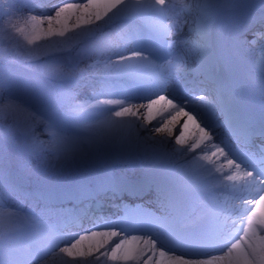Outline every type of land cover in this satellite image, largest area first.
<instances>
[{"label": "snow or ice", "instance_id": "obj_1", "mask_svg": "<svg viewBox=\"0 0 264 264\" xmlns=\"http://www.w3.org/2000/svg\"><path fill=\"white\" fill-rule=\"evenodd\" d=\"M257 7L0 0V264H264Z\"/></svg>", "mask_w": 264, "mask_h": 264}, {"label": "rangeland", "instance_id": "obj_2", "mask_svg": "<svg viewBox=\"0 0 264 264\" xmlns=\"http://www.w3.org/2000/svg\"><path fill=\"white\" fill-rule=\"evenodd\" d=\"M254 2L257 5H259V0H254ZM257 8H259V7H257ZM261 26H262L261 29L264 30V25H261ZM261 29L259 31H261ZM7 35L8 34L6 32L0 33V40H2V42H3V44H4L5 47H7V45H8ZM181 124H177V132H176L177 135L179 134V127H180ZM63 259L64 258H56V260L54 261V264H63Z\"/></svg>", "mask_w": 264, "mask_h": 264}, {"label": "bare ground", "instance_id": "obj_3", "mask_svg": "<svg viewBox=\"0 0 264 264\" xmlns=\"http://www.w3.org/2000/svg\"><path fill=\"white\" fill-rule=\"evenodd\" d=\"M56 1H54L53 3H55ZM261 31H264L263 29H261ZM101 259L103 260L104 258L101 257ZM108 264H111V262H108Z\"/></svg>", "mask_w": 264, "mask_h": 264}]
</instances>
